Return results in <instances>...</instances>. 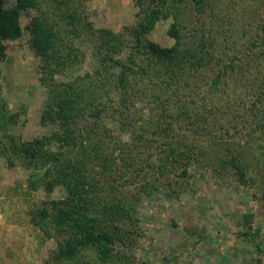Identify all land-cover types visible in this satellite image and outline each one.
Wrapping results in <instances>:
<instances>
[{
    "label": "trees",
    "instance_id": "16d2710c",
    "mask_svg": "<svg viewBox=\"0 0 264 264\" xmlns=\"http://www.w3.org/2000/svg\"><path fill=\"white\" fill-rule=\"evenodd\" d=\"M88 1L0 0V63L3 41L22 35V16L40 13L25 27L45 89L40 122L50 127L27 141L12 134L18 114L0 82V155L28 169L32 189L65 190L64 199L28 211L55 242L44 264H134L137 205L161 185L176 192V174L189 178L191 165H207L213 155L198 138L212 133L209 126L224 121L244 133L251 124L264 140V0H133L135 23L119 32L93 27ZM161 19L170 21L169 46L148 38ZM79 38L91 45L97 65L75 74L84 62ZM234 108L250 112V122L237 114V123ZM102 114L117 130L99 122ZM142 158L151 170L140 192L131 186L144 174ZM219 159L246 183L239 150ZM177 187L180 193L186 185ZM259 233L248 226L241 234Z\"/></svg>",
    "mask_w": 264,
    "mask_h": 264
},
{
    "label": "rangeland",
    "instance_id": "374dc122",
    "mask_svg": "<svg viewBox=\"0 0 264 264\" xmlns=\"http://www.w3.org/2000/svg\"><path fill=\"white\" fill-rule=\"evenodd\" d=\"M84 8L95 28L119 32L135 23L133 0H89ZM38 14L33 9L22 16V35L3 41L6 57L0 63L2 94L9 109L18 114L10 132L25 141L50 132V127L40 122L45 89L38 80L40 60L30 48L25 27L30 17ZM169 23L159 20L148 38L162 46L171 45L173 39L166 34ZM76 46L83 52L84 62L74 68V73L94 69L97 63L91 45L79 38ZM233 111L237 123L238 115L250 122V112L240 108ZM106 120L107 116L100 115V123L104 121L117 130L115 123ZM250 126L242 127L244 133L239 131L241 127L231 129L224 121L209 126L207 131L212 133L198 138L201 148L213 155L207 154V165H191L189 178L176 174V192L161 185L142 196L135 210L137 240L130 252L134 264H264V140L257 132L252 133ZM182 128H187L185 122ZM151 148L155 152L153 144ZM237 150L248 168L246 183L219 159H228ZM11 159L12 166L0 155V264H44L55 242L30 222L28 211L42 201L64 199L65 190L62 186H55L51 192L43 187L32 189L27 182L28 169ZM139 164L144 174L133 179L131 189L143 192L144 178L151 168L145 158ZM180 184L186 187L179 193ZM248 226L259 229V236H243Z\"/></svg>",
    "mask_w": 264,
    "mask_h": 264
}]
</instances>
